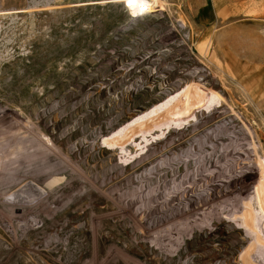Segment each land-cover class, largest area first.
Returning a JSON list of instances; mask_svg holds the SVG:
<instances>
[{
    "label": "rangeland",
    "instance_id": "rangeland-1",
    "mask_svg": "<svg viewBox=\"0 0 264 264\" xmlns=\"http://www.w3.org/2000/svg\"><path fill=\"white\" fill-rule=\"evenodd\" d=\"M0 264H264V0H0Z\"/></svg>",
    "mask_w": 264,
    "mask_h": 264
},
{
    "label": "bare ground",
    "instance_id": "bare-ground-1",
    "mask_svg": "<svg viewBox=\"0 0 264 264\" xmlns=\"http://www.w3.org/2000/svg\"><path fill=\"white\" fill-rule=\"evenodd\" d=\"M240 70V71H239ZM236 73L238 74V75H240V76H242V77H244L245 75H244V72H243V69L242 68H237L236 69ZM245 78V77H244ZM249 84V86L250 87H248L247 85H245L247 88H248V90H250V92L252 93V94H254V96H255V93H256V91H258V87H259V85H254L251 81H250V83H248ZM252 89V90H251ZM259 190V189H258Z\"/></svg>",
    "mask_w": 264,
    "mask_h": 264
},
{
    "label": "snow or ice",
    "instance_id": "snow-or-ice-1",
    "mask_svg": "<svg viewBox=\"0 0 264 264\" xmlns=\"http://www.w3.org/2000/svg\"><path fill=\"white\" fill-rule=\"evenodd\" d=\"M127 2L129 3V5L131 6L134 3V0H127Z\"/></svg>",
    "mask_w": 264,
    "mask_h": 264
}]
</instances>
